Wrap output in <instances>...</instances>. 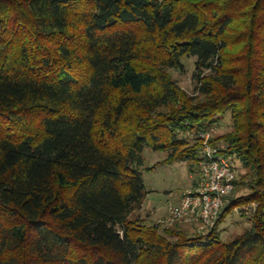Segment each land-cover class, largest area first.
<instances>
[{"label": "trees", "instance_id": "16d2710c", "mask_svg": "<svg viewBox=\"0 0 264 264\" xmlns=\"http://www.w3.org/2000/svg\"><path fill=\"white\" fill-rule=\"evenodd\" d=\"M226 114L246 193L207 234L135 216L145 146L194 171ZM0 264H264V0H0Z\"/></svg>", "mask_w": 264, "mask_h": 264}, {"label": "rangeland", "instance_id": "374dc122", "mask_svg": "<svg viewBox=\"0 0 264 264\" xmlns=\"http://www.w3.org/2000/svg\"><path fill=\"white\" fill-rule=\"evenodd\" d=\"M195 60L196 58L193 56H184L182 58L183 67L180 70L171 69V72L174 78L177 80L178 84L189 93L196 92L194 80L192 77L193 71L195 70ZM231 128V117L229 114H226L225 116L220 117L218 121L207 131H204V134L208 133V140L210 144L215 147L210 141L211 137L221 135L231 130ZM192 135L193 134L189 135V137H191V141H193ZM219 146H224L223 141H219ZM215 148L218 149L217 147ZM166 157L167 153L165 151L153 150L149 146H145L143 150L144 166L142 168V174L146 190L148 191V197L145 199L141 208L137 209L134 212V215L146 219L147 222L150 221L158 223L159 219L165 218L167 214L168 204L174 203L176 201L175 198L183 190L185 191V188H191L190 186L193 182L192 180H195L198 174V169L194 168V171H190L189 165L185 161H176L174 163H160ZM226 158L230 160V158ZM234 162V164L237 165V174L243 172L244 170L240 167L238 161L234 160ZM152 166L154 167L151 169L147 168ZM246 191V188H240L238 192H236L235 190L233 193H231H237L238 195L246 193ZM226 204L227 199L222 211L226 207ZM253 205L254 204H252V206ZM251 211L252 208L250 205L238 206L233 208L232 210H229L223 222H221L218 227L221 239L230 241L243 233L245 229H247L251 224V221L249 219ZM159 227L160 230L162 228L178 227L182 228L184 231L190 234H207V232L209 231L207 229H199L196 222L180 221L168 227Z\"/></svg>", "mask_w": 264, "mask_h": 264}, {"label": "built area", "instance_id": "2783aa9c", "mask_svg": "<svg viewBox=\"0 0 264 264\" xmlns=\"http://www.w3.org/2000/svg\"><path fill=\"white\" fill-rule=\"evenodd\" d=\"M199 179L195 186L186 189L179 201L170 203L165 218L159 226L168 227L176 222H196L199 229L212 230L225 206L227 197L234 190L236 172L233 163L208 140V133H200Z\"/></svg>", "mask_w": 264, "mask_h": 264}, {"label": "crops", "instance_id": "0c3cea01", "mask_svg": "<svg viewBox=\"0 0 264 264\" xmlns=\"http://www.w3.org/2000/svg\"><path fill=\"white\" fill-rule=\"evenodd\" d=\"M198 179H199V168H198V174H197L195 180L194 179L192 180L193 182H192V184H191L190 187L195 186L197 184V182H198ZM185 189H187V188H185ZM183 192H184V190L181 193L178 194V196L175 198L176 201L174 203H176V202L179 201V198L181 197V195H182ZM147 197H148V194H147L146 198Z\"/></svg>", "mask_w": 264, "mask_h": 264}]
</instances>
